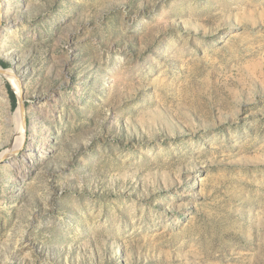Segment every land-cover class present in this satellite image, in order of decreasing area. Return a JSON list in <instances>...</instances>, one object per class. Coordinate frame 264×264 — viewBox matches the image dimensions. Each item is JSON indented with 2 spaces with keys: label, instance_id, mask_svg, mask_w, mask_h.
I'll return each instance as SVG.
<instances>
[{
  "label": "rangeland",
  "instance_id": "374dc122",
  "mask_svg": "<svg viewBox=\"0 0 264 264\" xmlns=\"http://www.w3.org/2000/svg\"><path fill=\"white\" fill-rule=\"evenodd\" d=\"M5 154L0 264H264V0H0Z\"/></svg>",
  "mask_w": 264,
  "mask_h": 264
},
{
  "label": "bare ground",
  "instance_id": "6f19581e",
  "mask_svg": "<svg viewBox=\"0 0 264 264\" xmlns=\"http://www.w3.org/2000/svg\"><path fill=\"white\" fill-rule=\"evenodd\" d=\"M20 122H22V121H20ZM18 123V125L16 126V128L14 129V136H15V140H14V142H13V144H12V146H11V150L9 151V152H12V151H14L15 149H16V144H15V141H16V138H17V136L20 134V132L22 131V125H21V123ZM7 155V154H6ZM2 156V155H1ZM1 156H0V158H1Z\"/></svg>",
  "mask_w": 264,
  "mask_h": 264
},
{
  "label": "trees",
  "instance_id": "16d2710c",
  "mask_svg": "<svg viewBox=\"0 0 264 264\" xmlns=\"http://www.w3.org/2000/svg\"><path fill=\"white\" fill-rule=\"evenodd\" d=\"M8 93H9V97H10V100H11V103H12V105H14L15 104V94H14V91L12 90V88L9 86L8 87Z\"/></svg>",
  "mask_w": 264,
  "mask_h": 264
},
{
  "label": "water",
  "instance_id": "95a60500",
  "mask_svg": "<svg viewBox=\"0 0 264 264\" xmlns=\"http://www.w3.org/2000/svg\"><path fill=\"white\" fill-rule=\"evenodd\" d=\"M6 156H7L6 154L3 155V156H1V158H0V162L3 161V159H4Z\"/></svg>",
  "mask_w": 264,
  "mask_h": 264
}]
</instances>
